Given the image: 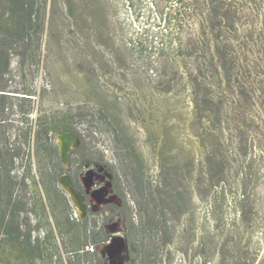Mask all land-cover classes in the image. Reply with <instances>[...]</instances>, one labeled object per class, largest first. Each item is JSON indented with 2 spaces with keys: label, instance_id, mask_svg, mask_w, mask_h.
<instances>
[{
  "label": "rangeland",
  "instance_id": "1",
  "mask_svg": "<svg viewBox=\"0 0 264 264\" xmlns=\"http://www.w3.org/2000/svg\"><path fill=\"white\" fill-rule=\"evenodd\" d=\"M36 2L42 25L28 51L34 59L21 67L15 57L12 66L36 95L12 100L15 110L33 114L9 130L21 240L41 242L28 264H70L79 245L58 232L46 185L66 205L61 218H84L86 200L58 183L57 169L41 180L56 164L60 135L46 132L52 149L41 154L23 136L29 124L46 128L62 116L79 134L70 133L77 137L70 151L84 152L74 160L84 161L80 182L98 205L93 213L118 201L114 180L126 218L131 213L139 228L135 264H264V0ZM6 7L0 0V13ZM229 10L239 22L237 32L222 29L220 61L212 41L219 32L206 20ZM104 216L91 218L102 223ZM113 226L110 241L125 240L127 221ZM17 252L18 245L0 248V264H18ZM98 256L118 264L103 248Z\"/></svg>",
  "mask_w": 264,
  "mask_h": 264
},
{
  "label": "trees",
  "instance_id": "2",
  "mask_svg": "<svg viewBox=\"0 0 264 264\" xmlns=\"http://www.w3.org/2000/svg\"><path fill=\"white\" fill-rule=\"evenodd\" d=\"M36 1L37 0H5L8 7H6L8 14L6 15L5 12L0 13V234L3 236L0 239V248L10 247V245H18V256L16 258L18 264H28L35 259L38 252H41L40 240L33 243L28 235L21 240L22 235L20 232V224H18L15 215L16 213H21L23 208L19 206L21 203L14 198L12 192V173L14 161L17 158L18 153H16V148H11L9 132V130L17 125L26 123L29 120V116L33 114V109L25 110L23 108L24 106H21L17 111L20 115V120L15 119L17 112L12 100L18 99L25 103L32 102L33 97L36 95L32 88H28L17 81L12 66L15 57L20 58L21 67L34 59L33 55L28 54V51L33 45L34 37L37 36L38 31L36 28L40 29L42 25L40 17L36 12ZM232 13V10H229V12L222 15L217 13L215 18H209L206 20L209 28L213 32L217 29L220 34L212 40L216 55L220 61L226 60V56L222 53L223 50L221 49V46H224L221 45L223 43V38L221 37L222 29L237 32L236 24L239 20H235L234 18L236 17L231 16ZM261 17L262 20L259 28V35L261 37L260 40L264 41V10ZM22 78L23 77H19V79ZM210 101L212 102L210 99L207 101V104H211ZM68 125V116L54 118L51 122V126L46 128H44V125H35L31 123L27 127L23 136H25V138L27 136L28 143L34 138L38 154L47 153L52 148L50 142L47 141L45 137L46 132H54L58 135H65L68 133L79 135L75 129L68 128ZM72 153L80 157H83L84 155V152L73 151ZM55 154H57L58 158L54 168L49 167V169H47L49 171L46 172L44 176L41 174V180L44 183L47 178L50 180L49 174L52 170L57 169L60 173L65 171L60 163L58 150ZM50 158L55 157L50 154ZM42 167L40 166L39 172H41ZM32 181L34 189L39 192L40 182L37 181L35 177L32 178ZM46 193L51 207V214L57 221L58 232L61 235L71 233L72 237H74L73 239H77L74 241L79 244L77 249H74L72 252L73 256H75L74 260L70 261V264H74V262L84 263V261H87V258H93L91 261H94L95 264H105V261L98 255L99 251L108 245L109 235L105 227V224L108 223V218L104 219L105 221L102 223L98 222L96 218L92 219L91 217H87L84 221L79 219L76 220L70 216H67L65 219L61 218L59 205L62 207L66 205L59 198V200H55V197L52 196L47 185ZM38 197L39 207L42 212L41 215L48 221L49 216L47 206L40 194ZM5 201L7 208H9L8 214L4 209ZM61 213H64V210ZM128 216L127 238L125 240V247L120 252V255L122 254L123 256L121 263L135 264L137 260L136 258L142 254V243L141 240H139V228L136 227L132 214L130 213ZM47 238L48 236H46V239ZM46 239H44V241H46ZM86 247L92 248V250H86ZM87 262H89V260Z\"/></svg>",
  "mask_w": 264,
  "mask_h": 264
},
{
  "label": "flooded vegetation",
  "instance_id": "3",
  "mask_svg": "<svg viewBox=\"0 0 264 264\" xmlns=\"http://www.w3.org/2000/svg\"><path fill=\"white\" fill-rule=\"evenodd\" d=\"M59 147V146H58ZM59 150V153H60V148L58 149ZM73 151H77V152H83V150H77V149H73V150H71L70 152H69V161H68V165L67 166H65L63 163H62V161H61V159H60V163H61V165H62V167L64 168V172L63 173H60V178L58 179V183H59V181H60V179L62 178V177H65V176H67L70 180H71V182H72V184H73V186L75 187V189L83 196V198L86 200V209H85V216H84V218H82V219H79V220H81V221H84L87 217H92V216H99V215H101V214H105V216L103 217V219H102V222L103 221H105L104 219H107L108 218V223L107 224H105V227H106V229H107V233H108V235H109V242L107 243V244H110V242L112 241H110V239H112V237L113 236H110V234H111V231H113V230H116V226H113V221L117 218L118 220L120 219V220H124L125 221V223H126V221H127V218H126V216H125V210H124V206H123V202H122V196L120 195V191H119V189H117V187L115 186V182H114V180H113V183H114V185H113V189H115V191H113L114 192V194L118 197L117 199H118V203L117 202H111L112 201V199H109L106 203H105V205L104 206H102V207H100V212H98V213H93L94 212V210H96L97 208H98V205H95V204H92L90 201V198H91V196H90V194L88 195L87 194V192H86V190H85V188H84V186L82 185V183L80 182V175H81V172L83 171L82 169H83V166L85 165L84 164V161H79V162H76L75 160H74V158L77 156V157H79L80 158V156H78V155H76V154H73L72 152ZM78 158V159H79ZM104 174V173H103ZM103 174H100L99 172H98V175L100 176H102ZM126 233H127V229H126ZM127 238V237H126ZM126 238H125V240H126ZM125 240H124V242H125ZM108 246V245H107ZM106 246V247H107ZM103 248L104 249V251L107 249V248ZM106 252H107V250H106ZM121 252V251H120ZM108 254V253H107ZM122 257L123 258V256H122V254L120 255L119 253H117L113 258L114 259H116V261H117V263L118 264H122L121 263V260L119 259V257Z\"/></svg>",
  "mask_w": 264,
  "mask_h": 264
},
{
  "label": "water",
  "instance_id": "4",
  "mask_svg": "<svg viewBox=\"0 0 264 264\" xmlns=\"http://www.w3.org/2000/svg\"><path fill=\"white\" fill-rule=\"evenodd\" d=\"M59 139H62L61 141L59 140ZM74 140H75V142L77 141V137L75 136V135H72V134H70V133H68V134H65V135H60V136H58L57 137V145L59 146V148H60V154H61V159H62V163L63 164H65V163H67L68 162V157H69V151H70V149H71V142H73L74 143ZM69 179V178H68ZM65 180V178H61V184H62V187H64L66 190H67V192L70 194V195H72V188H73V184H72V182L70 183V185H68V186H66L65 184H63L64 181ZM70 180V179H69ZM71 181V180H70ZM74 198H73V196H72V201H74L73 200ZM117 239H120L121 240V243H120V245L116 248L115 247V241L117 240ZM124 240L123 239H121V238H114L111 242H110V244H108V246L106 247L107 249V253L108 254H111L112 256H114L115 254H117L118 252H120V251H122V249L124 248Z\"/></svg>",
  "mask_w": 264,
  "mask_h": 264
},
{
  "label": "bare ground",
  "instance_id": "5",
  "mask_svg": "<svg viewBox=\"0 0 264 264\" xmlns=\"http://www.w3.org/2000/svg\"><path fill=\"white\" fill-rule=\"evenodd\" d=\"M60 141L62 140V139H59ZM120 240L119 239H117L116 241H115V247L117 248L119 245H120Z\"/></svg>",
  "mask_w": 264,
  "mask_h": 264
}]
</instances>
